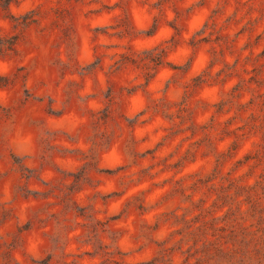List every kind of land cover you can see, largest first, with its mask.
<instances>
[{"label":"clouds","instance_id":"1","mask_svg":"<svg viewBox=\"0 0 264 264\" xmlns=\"http://www.w3.org/2000/svg\"><path fill=\"white\" fill-rule=\"evenodd\" d=\"M0 264H264V0H0Z\"/></svg>","mask_w":264,"mask_h":264}]
</instances>
